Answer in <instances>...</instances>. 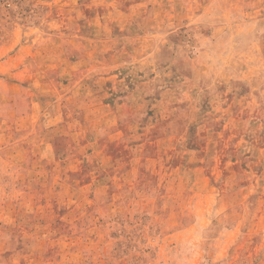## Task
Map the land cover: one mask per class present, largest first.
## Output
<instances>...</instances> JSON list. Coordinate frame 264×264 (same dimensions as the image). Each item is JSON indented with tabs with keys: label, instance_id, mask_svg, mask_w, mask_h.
<instances>
[{
	"label": "rangeland",
	"instance_id": "374dc122",
	"mask_svg": "<svg viewBox=\"0 0 264 264\" xmlns=\"http://www.w3.org/2000/svg\"><path fill=\"white\" fill-rule=\"evenodd\" d=\"M0 264H264V0H0Z\"/></svg>",
	"mask_w": 264,
	"mask_h": 264
}]
</instances>
